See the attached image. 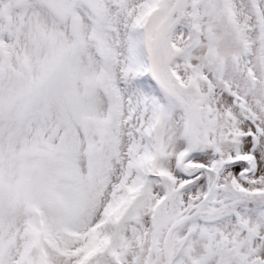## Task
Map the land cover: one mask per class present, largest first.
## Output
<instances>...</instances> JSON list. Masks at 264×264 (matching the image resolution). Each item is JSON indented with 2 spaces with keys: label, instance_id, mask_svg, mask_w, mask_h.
<instances>
[{
  "label": "snow or ice",
  "instance_id": "obj_1",
  "mask_svg": "<svg viewBox=\"0 0 264 264\" xmlns=\"http://www.w3.org/2000/svg\"><path fill=\"white\" fill-rule=\"evenodd\" d=\"M0 264H264V0H0Z\"/></svg>",
  "mask_w": 264,
  "mask_h": 264
}]
</instances>
